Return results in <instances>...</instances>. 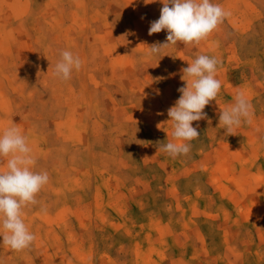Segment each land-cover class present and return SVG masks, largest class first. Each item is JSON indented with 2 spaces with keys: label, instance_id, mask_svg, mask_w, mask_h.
Listing matches in <instances>:
<instances>
[{
  "label": "rangeland",
  "instance_id": "1",
  "mask_svg": "<svg viewBox=\"0 0 264 264\" xmlns=\"http://www.w3.org/2000/svg\"><path fill=\"white\" fill-rule=\"evenodd\" d=\"M212 2L230 15L205 40L149 57L160 0H0V134L18 125L50 177L23 210L35 241L0 236V264H264V0ZM64 49L84 61L67 81L52 74ZM200 54L222 87L171 158L167 110ZM237 91L253 114L228 136Z\"/></svg>",
  "mask_w": 264,
  "mask_h": 264
},
{
  "label": "clouds",
  "instance_id": "2",
  "mask_svg": "<svg viewBox=\"0 0 264 264\" xmlns=\"http://www.w3.org/2000/svg\"><path fill=\"white\" fill-rule=\"evenodd\" d=\"M150 2L145 3H151ZM163 7L157 20L150 22L148 35L166 31L164 42L156 41L148 46L146 55L158 56L169 46L178 42L185 46H196L205 40L224 19L230 15L222 5L212 0H160ZM84 61L70 50H59V59L54 65L53 76L61 81L70 80L73 70L80 71ZM216 57L200 54L182 68L181 79L185 85L178 88L181 93L174 106L167 110L171 122V140L159 145L158 151L171 158L190 153L191 142L198 139L199 125L194 121L207 117L204 112L210 101L216 100L221 81L216 78ZM253 106L244 92L237 91L234 103L220 112L219 125L229 135H235L242 123H251ZM27 136L21 128L12 124L0 134V163L6 159V170H0V231L2 245L22 251L31 247L36 237L25 224L24 209L39 203L37 194L49 183L47 171H34L36 160Z\"/></svg>",
  "mask_w": 264,
  "mask_h": 264
}]
</instances>
